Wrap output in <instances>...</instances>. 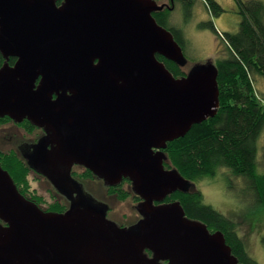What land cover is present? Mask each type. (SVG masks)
<instances>
[{"label": "water", "instance_id": "water-1", "mask_svg": "<svg viewBox=\"0 0 264 264\" xmlns=\"http://www.w3.org/2000/svg\"><path fill=\"white\" fill-rule=\"evenodd\" d=\"M58 1L0 0V119L44 130L28 164L69 200L41 209L0 165V264H243L221 231L165 203L197 190L166 169V150L217 115L215 62L173 75L159 56L190 63L156 0ZM75 165L108 187L129 180L138 220L109 218L71 178Z\"/></svg>", "mask_w": 264, "mask_h": 264}, {"label": "trees", "instance_id": "trees-1", "mask_svg": "<svg viewBox=\"0 0 264 264\" xmlns=\"http://www.w3.org/2000/svg\"><path fill=\"white\" fill-rule=\"evenodd\" d=\"M196 1L172 0L171 4L165 2L167 7L164 11L154 14L157 22L172 32L181 47L183 42L180 34L183 29L177 30L170 26L164 13H173L176 4L180 3L186 20L190 22L195 13ZM200 1L215 19L225 13L218 0ZM240 12L241 21L236 32H221L212 21L198 24L199 29H210L218 40L216 45L218 61L215 64L219 71L220 108L214 118L195 125L187 136L168 144L166 153L170 164L166 166L171 165V168L177 169L187 180L195 183L197 190L188 193L178 191L167 197L165 203L180 202L188 218L204 223L211 232L221 231L233 255L241 263L259 264L249 254L246 242L239 236L234 218L207 205L203 193L198 190L200 181L219 178L225 174L229 191L236 188V182L241 180L243 183L241 191L243 195L250 196L251 209L264 211V158L261 159V152L264 151L261 144L264 136V100H261L262 97H259L255 87L258 78H264V2L245 0L242 2ZM1 57L0 54V67L4 62V58L2 57L1 61ZM159 59L176 78L187 74L182 68L163 57L159 56ZM7 123L14 122L8 117L0 119V127ZM16 125L21 128L25 124ZM26 126L35 128L29 122ZM30 143H26V147L17 146V150L2 152L0 165L9 172L18 191L27 200L41 209L65 212L69 205H60L53 194H50V200H47L33 188V182L37 179L32 175L44 180L45 178L28 164L26 156L32 150ZM93 176V173L83 168V180L94 178ZM107 190H111L108 191L109 196L115 194L120 200H124L126 195L129 196L117 193L113 188ZM49 202L52 204L47 205ZM101 203L107 207L109 215L110 207Z\"/></svg>", "mask_w": 264, "mask_h": 264}, {"label": "rangeland", "instance_id": "rangeland-1", "mask_svg": "<svg viewBox=\"0 0 264 264\" xmlns=\"http://www.w3.org/2000/svg\"><path fill=\"white\" fill-rule=\"evenodd\" d=\"M221 6L225 9V13L220 17L224 22L217 25L221 32H236L241 21L240 8L242 2L245 0H218ZM264 2V0H260ZM163 2H168L164 1ZM159 4H163L158 2ZM177 3V2H176ZM182 4L177 3L173 13H164L168 24L179 30L182 28L180 38L183 42L182 48L188 59V64L183 69L185 72L191 68L192 65L198 63H205L209 60L216 62L218 56L216 55V45L218 40L210 29H199L198 24L201 22H214L215 19L207 10L205 4L197 0L194 6V15L191 21H187L182 11ZM14 60V61H13ZM17 59L11 58L10 64H14ZM3 65V64H2ZM258 95L261 100H264V78L255 82ZM0 129V151L8 152L11 149L17 150V146H22L24 142L29 143L33 140L37 131H25L24 128H19L14 123H7L2 125ZM34 135V136H33ZM261 144L264 146V136ZM262 147V146H261ZM264 158V151L261 152V159ZM166 169H171L166 166ZM223 173V172H221ZM37 181L33 182V188L37 193L45 199L50 200V194L55 195V190L42 178L35 177ZM225 174L220 175L219 178L205 179L198 183V190H200L205 198L207 205L213 206L217 211L228 215L236 221V229L239 236L246 242L249 254L256 259L259 264H264V211H255L251 209V201L249 195H243L241 187L243 183L236 182V188L229 191L225 182ZM31 179V177H30ZM32 181V179H31ZM85 188L97 200L103 202L110 207L109 218L115 219L126 226L135 223L138 220V215L133 207L137 204L132 195L127 197V200H120L118 198H110L105 187L100 182L92 181L91 178L85 179ZM129 185L123 187L124 192H129ZM243 188V187H242ZM244 190V189H243ZM130 193V192H129ZM46 204V203H45ZM52 203H48L50 205ZM45 205V207H48ZM46 209V208H45Z\"/></svg>", "mask_w": 264, "mask_h": 264}, {"label": "flooded vegetation", "instance_id": "flooded-vegetation-1", "mask_svg": "<svg viewBox=\"0 0 264 264\" xmlns=\"http://www.w3.org/2000/svg\"><path fill=\"white\" fill-rule=\"evenodd\" d=\"M164 1H168L170 4L172 3V0H164ZM159 2H161V3H165V2H163V0H160ZM58 3L59 4H61L62 3V0H59L58 1ZM219 19V18H218ZM218 19H217V21H218ZM217 21H216V23H217ZM215 23V24H216ZM216 26H217V24H216ZM1 54V53H0ZM2 56V55H1ZM3 57V56H2ZM2 57H1V61H2ZM14 61V60H13ZM7 118V117H6ZM9 118V117H8ZM5 119V118H4ZM12 121V120H11ZM14 122V121H13ZM29 121H24L23 123H21L22 125H24V127H21V128H24V130L25 131H37V132H39V134H35V137H34V139L33 140H30V144H29V146L31 147H33L34 145H36V144H38L39 143V141H40V139L42 138V136H43V134H44V130L43 129H39V128H37V127H35L34 129L33 128H28V126H26L27 125V123H28ZM15 123V122H14ZM30 123V122H29ZM20 124V125H21ZM0 129H1V127H0ZM27 143V142H26ZM26 143H23L22 145H24V147H26L27 146V144ZM2 153V151H0V154ZM44 177V176H43ZM94 178H91L92 179V181H96V182H100V183H102V185L105 187V189H106V192H107V194H109L108 193V191H111V190H107V189H115L116 190V192L118 193V192H120V193H122V194H129V196H125V200H127L128 198L127 197H130V195H132L131 193H129L130 191H131V189H130V186H131V182L130 181H128V180H124V182L122 183V184H120V185H118V186H114V187H108V186H106L105 185V183L102 181V180H99L96 176H93ZM45 178V177H44ZM71 178L73 179V180H75V181H77L80 185H82V187H83V192L85 193V194H87V195H89V196H91V197H93L88 191H87V189L85 188V185H84V181H85V179L83 180V167H81V166H78V165H75V166H73L72 168H71ZM90 178V177H89ZM45 181L51 186V188H53L54 190H55V196H56V198H57V200H58V203L60 204V205H62L63 204V206H66V205H69V200H68V197H67V195H64V194H62V193H60L58 190H56L55 189V187L53 186V184L47 179V178H45ZM125 185H129L128 187V190H129V192H124L122 189H123V187L125 186ZM94 198V197H93ZM110 198H117V196H115V194H112L111 196H110ZM132 198H133V200L136 202V203H139L140 201H141V199L139 198V197H137V196H135V195H132ZM96 199V198H95ZM97 200V199H96ZM99 201V200H98ZM43 210H45V211H49V212H53L52 210H48V209H43ZM164 264H166V263H164Z\"/></svg>", "mask_w": 264, "mask_h": 264}, {"label": "crops", "instance_id": "crops-1", "mask_svg": "<svg viewBox=\"0 0 264 264\" xmlns=\"http://www.w3.org/2000/svg\"><path fill=\"white\" fill-rule=\"evenodd\" d=\"M221 22H224L222 18H219L218 21H217V25H221L220 23ZM221 26H225V28L227 29V26L226 25H221Z\"/></svg>", "mask_w": 264, "mask_h": 264}]
</instances>
